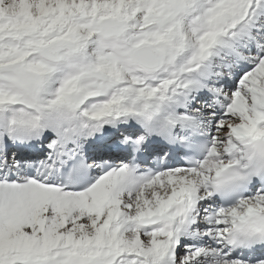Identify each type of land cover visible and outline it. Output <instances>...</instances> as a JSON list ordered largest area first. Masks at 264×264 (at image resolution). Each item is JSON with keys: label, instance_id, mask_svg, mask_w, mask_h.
I'll return each mask as SVG.
<instances>
[{"label": "snow or ice", "instance_id": "snow-or-ice-1", "mask_svg": "<svg viewBox=\"0 0 264 264\" xmlns=\"http://www.w3.org/2000/svg\"><path fill=\"white\" fill-rule=\"evenodd\" d=\"M0 264H264V0H0Z\"/></svg>", "mask_w": 264, "mask_h": 264}]
</instances>
